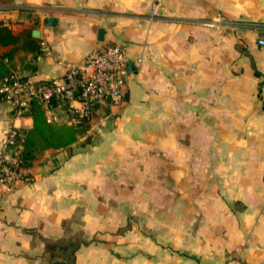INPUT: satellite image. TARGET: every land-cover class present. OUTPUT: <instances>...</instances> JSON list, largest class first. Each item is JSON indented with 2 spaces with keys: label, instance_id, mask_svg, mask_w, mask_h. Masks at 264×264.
I'll list each match as a JSON object with an SVG mask.
<instances>
[{
  "label": "crops",
  "instance_id": "1",
  "mask_svg": "<svg viewBox=\"0 0 264 264\" xmlns=\"http://www.w3.org/2000/svg\"><path fill=\"white\" fill-rule=\"evenodd\" d=\"M262 33L264 0H0L13 71L128 59L121 104L0 183V264H264ZM10 124L33 118L0 102V141Z\"/></svg>",
  "mask_w": 264,
  "mask_h": 264
},
{
  "label": "built area",
  "instance_id": "2",
  "mask_svg": "<svg viewBox=\"0 0 264 264\" xmlns=\"http://www.w3.org/2000/svg\"><path fill=\"white\" fill-rule=\"evenodd\" d=\"M153 13L157 8L152 9ZM264 46V33L257 37ZM128 71L127 55L119 44L105 43L91 49L81 60L65 64L64 72L48 80H34L28 74L11 70L0 80V102L20 116L27 113L33 101L40 104L47 120L54 119L56 103L62 104L70 123L78 124L101 115L107 108L124 100ZM257 95L264 105V78L259 80ZM20 130L14 124L3 130L0 141V183L8 188L28 180L22 164Z\"/></svg>",
  "mask_w": 264,
  "mask_h": 264
},
{
  "label": "trees",
  "instance_id": "3",
  "mask_svg": "<svg viewBox=\"0 0 264 264\" xmlns=\"http://www.w3.org/2000/svg\"><path fill=\"white\" fill-rule=\"evenodd\" d=\"M6 57L0 58V80L11 71ZM27 113L33 118V125L20 130L22 144L21 158L24 166L30 165L37 155L47 147H61L72 143L82 135L88 126V120L82 119L78 124L67 123L62 119L47 120L40 104L33 101Z\"/></svg>",
  "mask_w": 264,
  "mask_h": 264
},
{
  "label": "water",
  "instance_id": "4",
  "mask_svg": "<svg viewBox=\"0 0 264 264\" xmlns=\"http://www.w3.org/2000/svg\"><path fill=\"white\" fill-rule=\"evenodd\" d=\"M45 21L47 23L51 24V23H54L55 18L48 16V17L45 18ZM32 34L35 35V36H38V30L35 29L34 31H32ZM97 34H98V38L102 39L103 38V35H102L103 34V29L99 28Z\"/></svg>",
  "mask_w": 264,
  "mask_h": 264
}]
</instances>
